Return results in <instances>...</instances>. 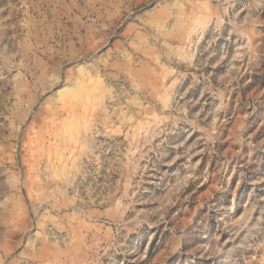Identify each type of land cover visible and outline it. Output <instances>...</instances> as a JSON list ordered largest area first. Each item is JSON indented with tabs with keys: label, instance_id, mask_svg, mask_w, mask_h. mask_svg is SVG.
<instances>
[{
	"label": "rangeland",
	"instance_id": "rangeland-1",
	"mask_svg": "<svg viewBox=\"0 0 264 264\" xmlns=\"http://www.w3.org/2000/svg\"><path fill=\"white\" fill-rule=\"evenodd\" d=\"M0 264H264V0H0Z\"/></svg>",
	"mask_w": 264,
	"mask_h": 264
}]
</instances>
